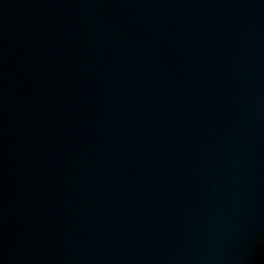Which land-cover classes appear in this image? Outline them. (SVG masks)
<instances>
[{
  "label": "water",
  "instance_id": "water-1",
  "mask_svg": "<svg viewBox=\"0 0 264 264\" xmlns=\"http://www.w3.org/2000/svg\"><path fill=\"white\" fill-rule=\"evenodd\" d=\"M92 264H264V0H67Z\"/></svg>",
  "mask_w": 264,
  "mask_h": 264
}]
</instances>
